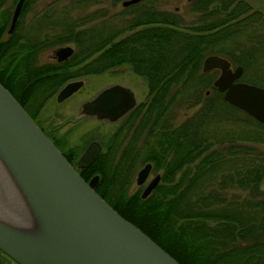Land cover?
Instances as JSON below:
<instances>
[{
    "label": "trees",
    "instance_id": "16d2710c",
    "mask_svg": "<svg viewBox=\"0 0 264 264\" xmlns=\"http://www.w3.org/2000/svg\"><path fill=\"white\" fill-rule=\"evenodd\" d=\"M3 2L0 0V6ZM28 2L23 0L19 14ZM193 3L201 18L191 25L175 12L145 6H140L128 24L110 26L105 22L98 28H80L85 19L82 17H53L44 14L46 9L41 10L44 12L31 19L36 18L37 25L24 29L23 42L19 40V28L0 39V84L33 117L26 98L33 93H26L25 97L20 92L19 71L38 75L27 86L38 85L46 92L62 79L59 68L54 67L52 77L43 85V73L47 71L34 72L25 65L32 63L40 48L73 42L86 57L98 52L87 64L94 71L121 62L130 64L144 74L150 90L168 92L151 93L140 119L141 124L151 123L158 132L147 136L144 152L138 154V159L131 158V143L127 142L115 161L107 164L105 158L116 150L114 142L107 151H99L79 172L80 176L86 180L96 173L93 188L99 196L179 264H264V189L260 187L264 178V149L259 146L264 144V125L225 102L222 92L212 86V79H206L210 72L198 73L202 55L229 33L230 25L226 22L242 9L238 10L240 5L235 0ZM4 15L0 10V35L7 25ZM50 27L57 32L45 33ZM42 30L43 36L38 37ZM203 82H210L217 109L197 93L198 84ZM174 98L188 105L197 104V108L181 124L168 127V107L173 105ZM227 110L234 113V118L246 119L257 128L246 124L238 127L242 122L229 118ZM222 121L234 128L221 130ZM216 142L225 143L215 147ZM62 153L68 161L74 156L73 149L71 155ZM145 159L151 160L153 167L161 168L159 180L144 197L139 196L138 190L127 194L129 176L135 165ZM236 189L243 193H236ZM0 264L15 263L0 258Z\"/></svg>",
    "mask_w": 264,
    "mask_h": 264
},
{
    "label": "water",
    "instance_id": "95a60500",
    "mask_svg": "<svg viewBox=\"0 0 264 264\" xmlns=\"http://www.w3.org/2000/svg\"><path fill=\"white\" fill-rule=\"evenodd\" d=\"M138 0H123L129 4ZM23 0H16L7 32L14 26ZM72 51L54 50L57 59ZM218 68L212 85L228 104L264 125V87L235 80L233 70L217 54L204 56L202 71ZM80 80L65 83L56 99L70 94ZM105 92L128 90L118 84ZM129 95V94H128ZM127 95V96H128ZM125 93H96L81 104L80 113L114 120L131 105ZM124 97V98H123ZM88 143L77 160L87 164L97 153ZM149 163L137 171L141 184ZM155 174L142 188L146 196L158 180ZM97 175L85 181L24 108L0 84V251L15 264H179L130 221L120 216L94 190Z\"/></svg>",
    "mask_w": 264,
    "mask_h": 264
},
{
    "label": "rangeland",
    "instance_id": "374dc122",
    "mask_svg": "<svg viewBox=\"0 0 264 264\" xmlns=\"http://www.w3.org/2000/svg\"><path fill=\"white\" fill-rule=\"evenodd\" d=\"M122 1L123 0H30V2H28L27 4V8H25L22 13L19 14L20 16L18 15V17L16 18V24L14 23L13 28H15V31L17 28H19V34L21 37L19 38V40L20 42H23L24 29L27 27V25L30 24L37 25L34 24V21H37L38 23V20H36V18H34L33 20L31 19L38 13H43L44 11L41 10L44 9H46V12L44 13L45 15L49 14L53 17L63 14L67 17L72 18H85L83 20V23L80 24V28H98L102 23L105 22H109V24L111 23L110 26L113 24L117 26L128 24L130 20L137 15V11L140 10V6H145L147 8L150 7L154 10L159 9L168 12H175L180 16L179 18L182 19L184 23H187V25H191V22H194L196 20L198 21L199 18H201V16H199L200 14L194 10L196 7L194 8L193 2L196 0H138L125 5L122 4ZM235 1H237L240 5L238 6V10H242L240 11V13L229 17L228 21L226 22L228 25H230L228 31L229 33L227 35H224L225 37H221L219 41L215 42L212 46V50L208 51L202 56L203 58L208 54H217L219 56H222L229 62V67L235 65H239L242 67V72H240L241 74L238 75V80L252 83L258 86H264V28H262V25L258 23L259 18L257 15L259 14V12L255 10L258 9L259 11H262L264 13V0ZM15 2L16 0H4L3 4L0 6V10L4 11V16H6L7 18L6 28H4V31L1 33L0 39L6 38V35L13 30L12 28L10 32H7V27ZM244 4H246L247 6ZM238 21L239 23H237ZM197 24L199 23L197 22ZM55 29V27H50L48 29H45L46 31L42 30L40 34L37 33V36L42 37V33L44 31L45 33L57 32V29ZM63 45L70 46L72 51L64 58L57 59L59 63H56L53 51ZM97 54L98 52L92 53L91 55L86 57V55L80 50L79 46H77L76 43L64 42L55 46L40 48V51H38V53L34 55V60L32 61V63L26 62L25 65L29 66L30 68H32V65L35 67L38 66L39 70L42 71L44 67H57L59 66L58 64H61L62 62L65 63L63 65L65 69L64 72L74 74L76 73L82 79L83 84L80 87L81 90L93 92L104 86L110 85L111 83L120 82L126 86H129L135 91V99L136 101H138V103H148L151 93L146 92H153V90H150L148 88L144 74L134 70L130 66V64H127L126 62H121L120 64H118V66H114L113 68H106L97 73H94V67L87 64L92 59V57H96ZM72 56L73 58L71 59ZM98 62L100 61L98 60ZM26 69H28V67H26ZM217 69L210 68L208 70L202 71L200 66L198 69V73L210 72L208 75H206V79H209L211 81V79L213 80L218 74L219 71ZM22 77H24V80H26L25 77H27V74L19 71L17 78H19L18 80L20 81V92L21 84L25 82H21ZM72 77L74 78L75 76H70L67 78L66 76L63 77L62 75L61 81L57 86L51 89L50 93H43V91L38 88V85H34L35 87L33 88L32 86L29 87L26 83H24V93L22 94L26 97V93H33L32 96L30 95L28 97L27 95L26 97L28 98L27 107L32 113L33 117L28 113L27 114L34 120V122L36 121L41 125L40 127L43 128V131H45L50 136L52 143H54L53 140L56 141V146L61 153L65 152L71 155L70 152L73 149L74 156L71 155L72 159L71 161H69L72 166L75 164V160L81 150L89 142L93 141L95 143H98L100 145L99 151L102 152L104 150L107 151L109 146L113 147V144L115 142V153H111L110 155H107V158H105L106 163L110 164L112 161H115L117 155H119V150L121 149L123 144L129 142L130 139L132 140L134 132V130L132 129H134V123L142 111L143 104L140 105L141 109L137 111V116L133 114V111H135V109H132V111H129L131 114L125 115L121 119V122H102L91 117H85L78 120V118L75 117V114L78 109L79 103L89 98L94 93H73L65 99L63 97L60 100H57L56 91L59 88L58 86L69 78L72 79ZM63 78L67 79L65 80ZM46 80L47 79H43L41 83L44 82L43 85H45ZM211 84L210 82L208 84L204 82L202 84H198L197 93H200L201 98L204 97V99L206 98L207 101L213 102V107L216 108L217 106L215 105H217V100L215 96H213ZM41 89H43V87H41ZM27 90L29 92H27ZM170 93L174 92L171 90ZM196 108L197 104L188 105L184 102L178 101L177 99L173 100V105L171 107H168V127L181 124L186 117L193 114ZM227 113V115H229V118H234V113L230 112L229 110H227ZM234 119L242 122L238 127H243V125L246 124V126H251L252 129L257 128L253 127L256 125L252 124L250 121L247 122L246 119L244 121H242L240 118ZM220 125L221 130L234 128L233 124H227L226 121L220 122ZM143 127L144 126H140V128ZM138 130L136 129V133L138 132ZM138 137L139 136L137 135L136 140H138ZM139 138L141 139V137ZM224 143L225 142H216L213 146L221 147ZM136 144L139 145V142H137ZM259 146L264 149V144H260ZM138 147L139 146H137V148ZM143 163L144 161L137 163L133 172L129 176V180L125 185V192L127 194H132L136 190H138L140 196L143 184L137 185L135 182V178L137 171L142 167ZM87 164L77 168H75L74 166L73 167L79 173ZM161 171L162 170L160 167H153L148 176L144 179L145 182L150 179L154 173L158 172L160 174ZM93 175L97 174L92 173L90 177L85 181L89 180ZM260 187L264 189V178L260 183ZM235 191L239 194L243 193V191H241L240 189H236ZM0 253L2 252L0 251Z\"/></svg>",
    "mask_w": 264,
    "mask_h": 264
},
{
    "label": "flooded vegetation",
    "instance_id": "af4514ba",
    "mask_svg": "<svg viewBox=\"0 0 264 264\" xmlns=\"http://www.w3.org/2000/svg\"><path fill=\"white\" fill-rule=\"evenodd\" d=\"M256 11H258L259 12V14L257 15L258 16V18H259V20H258V23L260 24V25H262V28H264V13L262 12V11H259L258 9H255ZM255 10H254V12H255ZM38 51H40V50H37L36 52H35V55L38 53ZM53 55L55 56V62L56 63H59V61H57V58H56V55L54 54V51H53ZM64 60V59H63ZM60 61H62V60H60ZM65 63H62L61 62V64H58L59 66H57L58 68H59V70H60V75L59 76H62L63 75V77L64 76H66L67 78L68 77H70V76H75L74 78L72 77V79L71 78H69L68 80H66L65 78V82H62V84H60L58 87V90L56 91V93H58L59 92V90L61 89V87L65 84V83H67V82H69V81H74V80H80L81 81V83H80V86L78 87V88H76V89H74L73 91H71L70 92V94L69 95H67V96H65L64 97V99L65 98H67V97H69L70 95H72L73 93H94L93 95H91L89 98H91V97H93L96 93H125L126 94V96H124L126 99H128V97L130 96V98L133 100L132 101V105L121 115V116H119L118 118H116V119H114V120H109L108 118H105V117H103V118H97L95 115H90V114H84V113H80V107H81V104L84 102V101H86L87 99H89V98H87V99H85V100H83V101H81L80 103H79V105H78V109H77V111H76V114H75V117H77L78 118V120H80V119H82V118H85V117H91V118H93V119H96V120H98V121H102V122H109V123H111V122H121V119L125 116V115H130L131 113L129 112V111H132V109L134 110L135 109V111H133V114H135V116H137V111L139 110V109H141L140 108V105L141 104H143V108H142V111H141V113H140V115L138 116V118H137V120L135 121V123H134V129H132V130H134V132H133V138H132V140L130 139L129 140V143H131V146H130V151H131V158L132 159H137L138 157L137 156H139V155H141L144 151H143V149H144V142H145V140H147V136H150V135H156L157 134V130L156 129H154L153 127V125L151 124V123H147V124H141L140 123V119L142 118V114H143V112H144V110L147 108V104H146V102L145 103H138V101H136V99H135V91L132 89V88H130L129 86H126V85H124V84H122V83H120V82H114V83H111L110 85H107V86H104V87H102V88H100V89H97V90H95V91H93V92H90V91H87V90H81V85L83 84L82 82V79L79 77V75H77L76 73L74 74V73H66V72H64L65 71V69H64V65ZM47 66V65H46ZM116 66H118V65H116ZM236 66V65H235ZM235 66H232V67H230V69L231 70H233V68L235 67ZM35 69H32L31 68V70L32 71H34L35 72V70L36 71H41V70H39V67L38 66H33ZM55 66H47V67H44L43 68V70L44 71H47V72H44L43 73V76L44 77H42L43 79H50L52 76H51V73H53V72H55L54 70H51V69H53ZM114 67V66H113ZM113 67H110V68H113ZM242 68V67H241ZM217 69V68H216ZM42 70V71H43ZM62 70H63V72H62ZM104 70V69H103ZM218 71H219V69H217ZM101 71V70H100ZM97 73V72H99V71H94V73ZM241 72H242V69H241ZM241 74V73H240ZM38 76V75H37ZM37 76H35V75H27V77H25L26 78V80H24V77H22L21 78V82H24V83H26V84H28V83H31L32 82V84H33V82L35 81V80H37ZM61 79V78H60ZM32 80V81H31ZM235 80H238V77L237 78H235ZM24 83L23 84H21L22 85V89H21V93H24V89H23V87H24ZM115 84H118V85H121V86H125V87H127L128 88V90H114V91H108V92H105V88H107V87H109V86H111V85H115ZM32 86V85H31ZM260 86H262V85H260ZM262 87H264V86H262ZM43 93H50V92H46V91H43ZM146 93H168V92H162V91H153V92H151V91H147ZM129 94V95H128ZM128 95V96H127ZM123 97V98H124ZM139 106V107H138ZM132 116V115H131ZM36 122V121H35ZM168 123V122H167ZM36 124L40 127L41 125L39 124V123H37L36 122ZM167 125V124H166ZM140 126H144L143 128H140ZM41 128V127H40ZM136 129L138 130V132L136 133ZM41 130L43 131V128H41ZM49 138H50V136L45 132V131H43ZM137 135L139 136V137H141V139L138 137V140H136V137H137ZM152 137V136H151ZM93 142V141H92ZM137 142H139V145L138 144H136ZM90 143V142H89ZM55 144V143H54ZM96 144H98V143H96ZM126 144V143H125ZM125 144H123V145H125ZM100 145L98 144V147H99ZM137 146H139L138 148H137ZM57 147V146H56ZM85 148V147H84ZM83 148V149H84ZM83 149L81 150V152L83 151ZM99 150H100V147H99V149H98V151H97V153L99 152ZM120 151V150H119ZM81 152L79 153V155L81 154ZM96 153V154H97ZM95 154V155H96ZM139 154V155H138ZM79 155L77 156V158H76V160H75V164L73 165L75 168H77L78 166H77V160H78V157H79ZM70 159H72V157L70 156ZM149 163V170H148V173H147V175H146V177L148 176V174L150 173V171H151V169H153V165H152V163H151V160H149V159H145L144 160V163ZM144 163H143V165H144ZM142 165V166H143ZM80 167V166H79ZM155 174H158V176L160 177V174L158 173V172H156V173H154L153 175H152V177L155 175ZM159 177H158V180H159ZM151 179V178H150ZM150 179H148L146 182H145V180L141 183V184H143V186H142V188L144 187V185L150 180ZM157 180V181H158ZM141 184H139V185H141ZM0 258H1V260L4 262H6L7 260H9L5 255H3L2 253H0Z\"/></svg>",
    "mask_w": 264,
    "mask_h": 264
}]
</instances>
